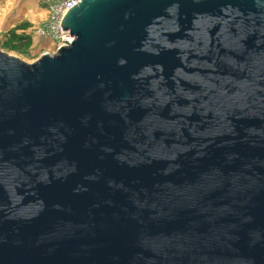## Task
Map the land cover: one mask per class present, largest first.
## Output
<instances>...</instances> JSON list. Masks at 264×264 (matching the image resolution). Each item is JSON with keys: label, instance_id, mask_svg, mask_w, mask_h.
<instances>
[{"label": "water", "instance_id": "obj_1", "mask_svg": "<svg viewBox=\"0 0 264 264\" xmlns=\"http://www.w3.org/2000/svg\"><path fill=\"white\" fill-rule=\"evenodd\" d=\"M61 28L0 52V264H264V0H81Z\"/></svg>", "mask_w": 264, "mask_h": 264}, {"label": "rangeland", "instance_id": "obj_2", "mask_svg": "<svg viewBox=\"0 0 264 264\" xmlns=\"http://www.w3.org/2000/svg\"><path fill=\"white\" fill-rule=\"evenodd\" d=\"M44 2L46 0H0V52L27 64H32L44 53H54L52 42L35 40L33 35L37 26L25 17L26 12L36 15ZM24 34L29 35V40L27 45L21 47L17 37Z\"/></svg>", "mask_w": 264, "mask_h": 264}, {"label": "built area", "instance_id": "obj_3", "mask_svg": "<svg viewBox=\"0 0 264 264\" xmlns=\"http://www.w3.org/2000/svg\"><path fill=\"white\" fill-rule=\"evenodd\" d=\"M81 0H46L47 18L34 30V37L52 42L53 51L72 43L69 33H62L61 23L64 16Z\"/></svg>", "mask_w": 264, "mask_h": 264}, {"label": "crops", "instance_id": "obj_4", "mask_svg": "<svg viewBox=\"0 0 264 264\" xmlns=\"http://www.w3.org/2000/svg\"><path fill=\"white\" fill-rule=\"evenodd\" d=\"M44 3H43V6H41V8L39 10H37L36 15L33 12H32L33 14H29V12H26L27 14L25 17H27L28 20H31V22L33 24H36L37 27L40 26L44 22L43 19L45 20L47 18V15H48L47 7H46V4L44 5ZM22 14H23V12H22ZM30 15H32V16H30ZM35 40L36 41L39 40L42 42V40H40L38 38H36ZM43 41L45 42V40H43Z\"/></svg>", "mask_w": 264, "mask_h": 264}, {"label": "trees", "instance_id": "obj_5", "mask_svg": "<svg viewBox=\"0 0 264 264\" xmlns=\"http://www.w3.org/2000/svg\"><path fill=\"white\" fill-rule=\"evenodd\" d=\"M21 31H24V29H21ZM28 40H29V35H27V34H24V35L17 37V41H19V44L21 47H24L25 45H27Z\"/></svg>", "mask_w": 264, "mask_h": 264}]
</instances>
